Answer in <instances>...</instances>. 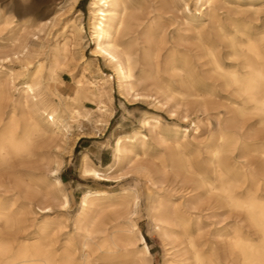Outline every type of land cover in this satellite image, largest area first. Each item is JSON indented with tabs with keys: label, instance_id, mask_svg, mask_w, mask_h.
<instances>
[{
	"label": "rangeland",
	"instance_id": "rangeland-1",
	"mask_svg": "<svg viewBox=\"0 0 264 264\" xmlns=\"http://www.w3.org/2000/svg\"><path fill=\"white\" fill-rule=\"evenodd\" d=\"M129 1L140 4L142 8L144 25L140 35L152 26L157 39L167 38L171 42L161 48L159 69L164 73L168 56L173 50L179 55L187 53L192 58L201 85L212 90L213 96L209 99L190 98L187 101L176 96V102L166 100L154 91L147 93L148 98L134 99L126 93L121 96L114 66L96 52V43L92 41L91 0H0V80L8 91L7 103L15 102L19 108L24 99L19 91L25 81L32 83L36 80L37 65L41 63L49 68L58 58L61 65L53 78L49 77L47 70L43 71L41 97L61 113L71 128L67 138L53 137L51 148L37 150L33 157L12 160L10 164L0 167V202L15 201V207L25 208L20 224L11 231L20 240L31 238L34 227L40 221L59 224L58 235L72 234L77 239L78 234L81 237L85 235L82 231L77 233L74 226L82 196L89 191H106L112 196L132 193L138 201L133 223L135 229L146 237L145 242L151 253L147 263L165 264L171 258L177 264H193L192 251L181 230H175L179 236L175 241L164 240L155 229L149 208L151 202L159 197L170 196L178 202L193 186V181L199 178L187 171L178 175L170 171L162 172L154 157L158 151L168 153L176 139L161 143L154 133L144 129L142 121L149 115L158 118L168 129H187L185 142L196 154L193 160L201 165L207 178L214 177L205 146L209 143L211 132L216 129L217 119L228 111L236 112L242 102L214 71L212 60L196 40L195 32L203 31L208 37L207 46H214L222 63L231 68L237 64L235 54L240 51V45L246 42V35L258 38L264 34V0H184L188 10L183 9L182 2L174 12L162 9L161 0ZM171 23L174 24L171 26ZM74 26L82 27L79 36L71 33ZM181 34L184 35L182 41L179 39ZM102 73L111 76L107 84L100 81ZM164 78L168 82L173 81L171 73H164ZM101 86L110 90L111 97L110 103L102 99L107 106L103 116H100V105L92 97L99 93ZM205 100L208 104L206 109L200 106ZM175 103L180 104L177 110L173 109ZM74 109H79L82 116L72 118ZM173 110L175 115L171 114ZM183 111H186V120L182 116ZM246 118L247 126L261 129L257 118ZM192 122L198 126L196 132L193 131ZM139 134L148 137L151 151L133 164L149 168L150 175L131 170L128 159H124L120 171L110 180H95L82 175L84 155L97 168L113 166L116 141L120 138L134 140ZM60 144L62 146L58 147ZM98 155H101L100 159ZM250 155L253 161L261 157L254 153ZM62 172L66 173V180H62ZM54 178H61L69 203L66 208L53 205L47 213H39L36 209L37 201L42 199V189H39V196L27 201L15 186L17 181L22 180L37 189L46 180ZM27 203L29 207H26ZM191 213L190 227L198 247L214 249L219 260L217 264H240L231 248V238L236 230L259 240L260 235L250 226L245 215L225 205L211 201L203 210ZM106 221L109 229L120 226L115 231L116 236L121 238V229L125 224L124 212L109 211ZM197 228L200 232H197ZM3 229L4 223L0 221V230ZM93 239L91 250L85 251L93 254V264H106L96 252L101 237L95 235ZM136 251V247L130 248L128 252L118 249L116 256L119 264H132L129 258Z\"/></svg>",
	"mask_w": 264,
	"mask_h": 264
},
{
	"label": "bare ground",
	"instance_id": "bare-ground-1",
	"mask_svg": "<svg viewBox=\"0 0 264 264\" xmlns=\"http://www.w3.org/2000/svg\"><path fill=\"white\" fill-rule=\"evenodd\" d=\"M182 2L184 0H161V7L174 12ZM89 9L93 19L91 36L96 43V52L114 66L121 96L129 94L134 99L148 98L147 93L154 91L174 102L176 96L186 101L190 98L206 99L213 96L212 90L201 85L192 58L187 53L179 55L173 50L169 54L164 73H171L173 81L168 82L164 78L158 59L161 48L171 42L167 38L157 39L153 35L152 26L139 34L144 25L140 4L129 0H91ZM183 9L188 10L186 3ZM81 32V26H74L71 33L79 36ZM202 32H195L196 40L210 56L214 71L222 78L225 86L232 88L239 96L242 104L236 112L228 111L225 116L217 119L216 129L211 132L209 143L205 146L213 167L211 173L214 177L211 179L207 178L201 165L193 160L196 154L185 142L187 129H168L158 118L146 115L142 121L144 129L154 133L161 143H166L171 138L176 139L168 153L158 151L154 157L159 162L161 171H170L174 175L187 171L199 178L193 181V186L178 202L170 196L153 200L149 208L151 219L164 240L175 241L179 238L177 229L181 230L192 251L193 264H217L214 249L204 250L198 247L196 236L190 227L191 212L203 210L211 201L225 205L244 214L250 226L260 235L259 240H254L249 234L235 231L231 238V248L240 264H264V34L258 38L246 35V42L240 45V51L235 54L237 64L227 68L220 60L217 49L207 46L208 37ZM182 38L183 34L179 36L181 41ZM66 55L67 51L64 58ZM60 65L58 58H55L49 68L41 63L37 65L36 80L32 83L25 81L19 91L24 95L19 108L15 102L7 103L8 91L0 80V167L10 164L12 160L33 157L37 150L51 148L53 137L67 138L70 126L65 123L61 113L41 97L43 71L47 70L49 77L53 78ZM110 78L111 76L102 73L100 81L107 84ZM92 97L100 105V116H103L107 106L102 99L111 102L110 90L101 86L99 93ZM179 106V103H175L173 109L177 110ZM200 106L206 109L207 101L200 103ZM174 110L171 111L172 115H175ZM81 116L79 109L72 111V118ZM182 116L187 119L186 111L182 112ZM249 116L258 119L260 130L247 126L246 117ZM192 125L196 132L198 126L195 122ZM113 149L115 163L105 168L95 167L89 157L84 155L82 175L95 180H110L120 171L124 159L129 160L128 167L131 170L150 175L149 168L133 164L138 158L149 155L151 148L147 136L139 134L138 138L127 141L120 138ZM251 153L261 156L260 159L251 160ZM63 184L58 178H54L46 180L37 189L22 180L17 181L15 186L27 201L39 196V189H42V199L37 201L36 209L39 213H47L53 205L60 208L68 206V196L63 190ZM137 204V197L132 193L112 196L106 191H89L80 198V210L74 219L75 230L77 233L84 232V236L78 234L76 239L72 234L58 235L59 224L40 221L34 227L31 238L20 240L11 231L20 224L25 208L15 207V201L0 202V221L4 223V229L0 230V264H93V254L85 250H91L95 235L101 237L96 252L102 262L119 264L116 256L118 249L128 252L130 248L136 247L137 251L129 258V263L148 264L151 253L144 237L133 223ZM26 205L29 207L28 203ZM109 211L124 212L125 224L121 229V238L116 236L115 231L119 225L108 228L106 218ZM196 230L200 232L199 228ZM62 236L64 237L61 239ZM165 264L177 262L170 258Z\"/></svg>",
	"mask_w": 264,
	"mask_h": 264
},
{
	"label": "crops",
	"instance_id": "crops-1",
	"mask_svg": "<svg viewBox=\"0 0 264 264\" xmlns=\"http://www.w3.org/2000/svg\"><path fill=\"white\" fill-rule=\"evenodd\" d=\"M98 158L100 159V158H101V155H98ZM107 164H109V163H107ZM107 164H106V165H107ZM102 166H105V165H102ZM61 176H62L63 179H65V180L67 179V178L65 177V176H66V173H65V172H62ZM60 180H61V178H60Z\"/></svg>",
	"mask_w": 264,
	"mask_h": 264
},
{
	"label": "trees",
	"instance_id": "trees-1",
	"mask_svg": "<svg viewBox=\"0 0 264 264\" xmlns=\"http://www.w3.org/2000/svg\"><path fill=\"white\" fill-rule=\"evenodd\" d=\"M62 180H63V178H62ZM144 239H146V237H144Z\"/></svg>",
	"mask_w": 264,
	"mask_h": 264
}]
</instances>
